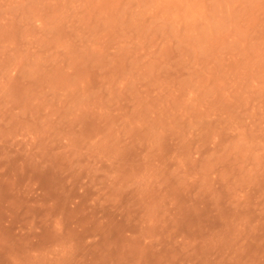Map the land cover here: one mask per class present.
Masks as SVG:
<instances>
[{
    "label": "rangeland",
    "instance_id": "374dc122",
    "mask_svg": "<svg viewBox=\"0 0 264 264\" xmlns=\"http://www.w3.org/2000/svg\"><path fill=\"white\" fill-rule=\"evenodd\" d=\"M0 264H264V0H0Z\"/></svg>",
    "mask_w": 264,
    "mask_h": 264
}]
</instances>
